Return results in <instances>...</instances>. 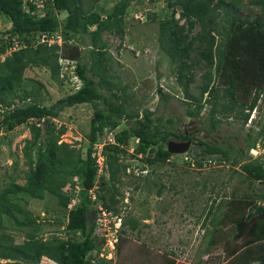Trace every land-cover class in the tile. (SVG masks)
<instances>
[{"label":"trees","instance_id":"obj_1","mask_svg":"<svg viewBox=\"0 0 264 264\" xmlns=\"http://www.w3.org/2000/svg\"><path fill=\"white\" fill-rule=\"evenodd\" d=\"M97 1L85 5V0H0V14L8 23L0 30V133L5 132L0 141L9 145L7 133L21 125L30 131L22 147L28 167L25 184L14 180L17 164L14 161L10 182L3 188L0 185V264H41L43 257L57 264H111L103 257L98 258V253L95 258L99 263L91 262V251L100 252L106 237L104 232L95 233V225L89 224L88 217L98 204L111 215L119 213L123 199L119 186L127 170L123 161L129 154L130 138L135 137L137 142L129 155H140L144 165L165 163L174 155L164 145L170 136L187 138L183 133L161 129L151 112L140 115L139 111L127 108L119 89L110 82L109 36L123 35L133 2L139 4L143 0H115L106 11L96 9ZM163 1L169 13L157 19V43L169 58L175 82L188 100L186 115L197 118L204 105L210 104L207 134L216 132L218 124L228 117L246 123L264 91V18L241 15L242 0ZM249 3L264 10V0ZM62 13L65 15L60 19ZM148 17L156 20L154 13ZM57 35L61 43H50ZM85 47L88 55L83 51ZM64 65L69 66L71 77L64 72ZM196 66L206 71L199 92L194 95L190 85ZM32 67L47 69L50 79L59 83L65 74L64 83L71 84L70 92L49 104L40 102L37 95L43 85L38 79L32 89L24 88L28 81L25 72ZM158 93L168 97L160 88ZM82 103L94 108L84 152L81 147L61 140L67 127L55 122L65 108ZM122 119L134 122L120 131L109 132ZM262 134L264 137V125ZM198 142L200 145L193 153L196 167L202 168L208 157L219 155L220 160L232 167L239 166L233 170L240 177L238 183L247 182L251 188L248 192L235 188L229 199H220L216 210L223 203H230L222 218L229 221L226 225L215 219L213 204L207 212V217H212V227L203 234L206 249L239 242L226 251L228 259L242 249L264 242V162L247 159L240 163L221 142ZM254 144L255 140L248 135V147L253 148ZM239 150L241 158L243 149ZM100 155L104 157L101 172ZM143 167L140 172L146 173ZM97 184L99 190L92 198L90 191ZM48 195L64 210L63 235L53 233L43 238L30 232L20 238L7 231L35 226L38 216L26 208V199H44ZM128 224L135 230L139 220L124 216L120 228L115 229L117 246L121 234L126 232L123 227ZM251 261L264 264V255L253 256Z\"/></svg>","mask_w":264,"mask_h":264},{"label":"rangeland","instance_id":"obj_2","mask_svg":"<svg viewBox=\"0 0 264 264\" xmlns=\"http://www.w3.org/2000/svg\"><path fill=\"white\" fill-rule=\"evenodd\" d=\"M93 2L94 0H85V5ZM114 2L115 0H98L94 5L96 9L102 8L106 11ZM241 4L242 7L239 10L241 15H248L250 18L256 16L264 18V10L262 11L259 6L250 4L249 0H242ZM153 13L156 16L154 21L148 17ZM167 13H169V9L163 0H143L139 4L133 2L130 12L126 15V28L123 35L120 37L109 36V54L112 58L108 71L112 76L110 82L115 85V89L120 90L117 91L125 99L127 108L139 111L140 115L145 111L151 112V117L161 129L176 133L191 131L195 136V141L187 152L171 155L165 163L158 161L156 164L144 165V162L139 158L140 155L136 157L129 155L134 152L133 147L137 142L135 137L130 138L127 146L129 154L123 161L127 165V170L122 175L119 186L123 199L119 203V213H113L112 219L116 223L114 226H118L124 216H131L139 220V226L137 229L131 230L129 224L125 225L123 228L126 232L121 234V240L118 241L119 246L116 243L107 246L104 244L100 252L91 251V262L99 263L95 258L98 253V258L103 257L111 264H258L257 261L252 262L251 257L259 254L264 255V242L242 249L228 259L226 251L237 246L238 241L206 249L203 234L206 229L212 227V217H207L209 206L213 204L217 214L215 219L222 220L230 203H223L220 209L216 210L220 199L223 197L229 199L235 188L247 192L251 191V188L248 187L247 182L238 183L240 177L233 172L234 169H239L238 165L232 167L229 162L220 160L219 155H213L203 161L202 168H198L194 165L193 153L197 151L195 147L200 145L199 140L213 144L219 141L226 146L230 155L236 156L240 163L247 159H258L264 162V137L262 134L264 91L261 92V99L255 109L250 112L246 123L228 117L222 119L216 132L207 134L210 104L204 105L197 118L186 115L189 106L185 101L188 100L184 98L181 89L175 82L169 58L158 47L157 19ZM64 15L62 13L59 18H63ZM7 24L6 17L0 14V30ZM87 41L88 37L85 38V42ZM83 51L88 55L86 47ZM63 69L68 77H71L69 66L64 65ZM205 71L206 68L203 67L196 66L195 68L194 82L190 85V91L194 95L199 92V85L202 83V75ZM62 75L63 82L59 83L50 79L47 69L28 68L25 72V79L28 81L25 82L24 88L32 89L33 84L36 85L34 80L38 79L43 87L39 91L37 99L42 103L49 104L70 92L71 84H65L66 75ZM30 79L33 81L30 82ZM73 80L75 82L76 78L73 77ZM158 88L168 97L165 98L159 94ZM99 106L102 107L103 102H100ZM191 107H194V103H191ZM93 111L94 108L89 103L65 108L55 120L57 124H64L67 127L61 140L71 146L81 147L84 152L87 146L86 134L90 129V118ZM133 122V120L122 119L120 125L109 132L120 131L123 127H129ZM4 134L5 132L2 131L0 136L2 137ZM248 135L252 140H255L253 148H249L247 145ZM7 136L6 141L9 139V145L0 141L2 143L0 144L1 188L11 180L14 161H17L13 173L16 182L25 184L24 176L28 171L22 156V147L24 139L30 136L29 128L26 125H21L7 133ZM168 140H176V138L170 136ZM230 143L232 146L229 145ZM240 148L243 149L241 158L239 156ZM141 166H144L146 173L140 172ZM77 186H80L79 183ZM159 189H161V193H157ZM97 190H99L98 184L90 191L92 198ZM26 200V208L38 216L35 226L18 228L16 232H12L8 228V232L14 233L20 238L23 234L30 232L43 238L49 237L53 233L64 234L66 222L64 210L57 204L55 198L48 195L44 199L28 198ZM213 200H215L214 203ZM261 203L263 204L262 201ZM99 205L96 206V210L89 211L88 217L89 224L95 225V233L98 235L103 232V229L97 225ZM118 217L121 220H117ZM227 217L229 216L227 215ZM226 221L227 219L222 220V223L224 225L229 223ZM7 224L10 225L11 221H7ZM209 260L221 261L220 263L205 262ZM41 264L57 263L43 257Z\"/></svg>","mask_w":264,"mask_h":264},{"label":"built area","instance_id":"obj_3","mask_svg":"<svg viewBox=\"0 0 264 264\" xmlns=\"http://www.w3.org/2000/svg\"><path fill=\"white\" fill-rule=\"evenodd\" d=\"M61 38L57 35L56 38H51L49 40L50 43L53 42H57V43H61ZM98 163H99V172H101L103 170L104 167V157L103 156H99L98 158ZM99 216H98V226L103 229L104 232V236L106 237V243L105 246L110 245V244H114L117 241V235H116V230L112 224V222H115L112 219L111 213L109 211H106L104 208H102L101 206L99 207V212H98ZM120 218L118 217L117 220H119ZM121 220V219H120Z\"/></svg>","mask_w":264,"mask_h":264},{"label":"water","instance_id":"obj_4","mask_svg":"<svg viewBox=\"0 0 264 264\" xmlns=\"http://www.w3.org/2000/svg\"><path fill=\"white\" fill-rule=\"evenodd\" d=\"M191 144V139L184 141L168 140L166 142V147L168 152L172 154H183L188 151Z\"/></svg>","mask_w":264,"mask_h":264},{"label":"flooded vegetation","instance_id":"obj_5","mask_svg":"<svg viewBox=\"0 0 264 264\" xmlns=\"http://www.w3.org/2000/svg\"><path fill=\"white\" fill-rule=\"evenodd\" d=\"M183 134L185 135V136H187V138H176V140L177 141H184V140H188V139H191V141H192V143H193V141H195L194 139H195V136H194V134H192L191 133V131H185V132H183ZM195 144H198V143H195ZM190 146H193V144H191Z\"/></svg>","mask_w":264,"mask_h":264},{"label":"clouds","instance_id":"obj_6","mask_svg":"<svg viewBox=\"0 0 264 264\" xmlns=\"http://www.w3.org/2000/svg\"><path fill=\"white\" fill-rule=\"evenodd\" d=\"M120 223H121V221H120ZM120 223L118 224V226H114L116 223L115 222H112V224H113V226H114L115 229L116 228H120Z\"/></svg>","mask_w":264,"mask_h":264}]
</instances>
